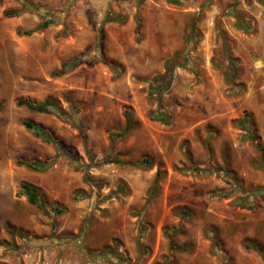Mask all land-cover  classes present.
Listing matches in <instances>:
<instances>
[{
    "label": "rangeland",
    "instance_id": "374dc122",
    "mask_svg": "<svg viewBox=\"0 0 264 264\" xmlns=\"http://www.w3.org/2000/svg\"><path fill=\"white\" fill-rule=\"evenodd\" d=\"M29 1L57 23L20 34L44 18L0 0V264H264V5ZM177 52L160 111L150 83ZM47 98L70 119L19 103Z\"/></svg>",
    "mask_w": 264,
    "mask_h": 264
},
{
    "label": "trees",
    "instance_id": "16d2710c",
    "mask_svg": "<svg viewBox=\"0 0 264 264\" xmlns=\"http://www.w3.org/2000/svg\"><path fill=\"white\" fill-rule=\"evenodd\" d=\"M23 4H24V8L21 11H16L13 12L11 14H15V15H20L24 12L27 11H33L37 14H39L41 17H43L44 19L33 29L30 30H25V31H21L20 34L23 35H32L36 32H40L46 28H48L51 25H55L57 23L56 18L54 17L53 12H55V10L53 9H47L46 7L42 6V5H38L36 3H33L29 0H20ZM142 1V0H140ZM139 1V2H140ZM171 3L173 4H180V0H170ZM259 2L261 4L264 5V0H259ZM69 7L66 8V11H68ZM47 14L49 15L48 18H46L44 15ZM236 14L240 17L239 13L236 11ZM127 16L125 14L122 13H109L105 19L106 23L109 22H125L127 20ZM239 29H247V30H251L252 26L249 22L247 23H243V22H238L237 24ZM190 42H192V39H190ZM181 52H177L175 53L171 58H169L166 61L165 64V72L163 73H159L157 75H155L150 83V93L149 96L152 100H155L158 104L159 110L161 111L163 109V97L164 94L171 88L172 85V81H173V75H174V68L176 66H183V67H190V62L187 61L184 64L181 63ZM75 63H78L79 61H74ZM20 104H26L28 105L30 108L39 111V112H47V111H56L60 116H62L63 118L66 119H70L67 113H64V111H62L61 107H60V103L59 101H56L52 98H47L46 100H44L41 103H35V102H25V101H19ZM158 120L160 121H164V122H168L169 121V116L166 113H160L159 117H157ZM251 118L248 116H245L242 120L239 121V125L241 127V129L243 130H247L250 128L251 126ZM26 127H28L29 129L33 130L34 133L45 139L46 141H53V138L51 136V134L44 129L42 126L33 123L32 121L27 120L25 122ZM80 130L83 132V125L79 124ZM131 127L130 124L128 123V128ZM125 135V132H123L120 136ZM251 138H253L251 136ZM85 145H86V149L88 152V155L90 157L91 160H93V157L91 155V151L90 149H88V145H87V141L85 138ZM258 151L261 154V157H263V152L261 150V147L259 145H257ZM21 164L26 165L27 167L34 169V170H45L48 165L46 163H41V162H37V161H20ZM147 164H150V161L148 159H144L143 161H141L138 165L140 166H146ZM84 169L88 170V166L84 165L83 166ZM201 170V169H200ZM236 188L241 189L242 191L246 192V190L241 187L240 185H236ZM22 194L26 195L28 197V200L31 204L36 205L38 207H43V203L41 201V197H40V193H39V189L33 185L30 184H23L22 186ZM251 194H255V195H264V188L261 189H256L254 191H249V195Z\"/></svg>",
    "mask_w": 264,
    "mask_h": 264
}]
</instances>
